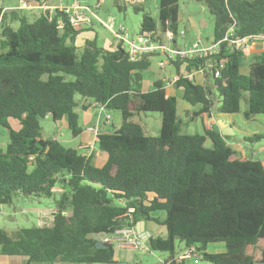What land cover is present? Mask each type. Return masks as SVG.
I'll return each instance as SVG.
<instances>
[{"label":"trees","instance_id":"trees-1","mask_svg":"<svg viewBox=\"0 0 264 264\" xmlns=\"http://www.w3.org/2000/svg\"><path fill=\"white\" fill-rule=\"evenodd\" d=\"M194 1L213 18L212 45L232 30L231 41L261 37L262 49L248 65L249 49L230 42L204 58L170 59L180 76L174 86L180 99L201 106L195 116L213 114L214 107L220 116L238 113L247 93L245 118L264 115V0ZM178 3L158 0V16L144 14L141 34L156 41L160 32L178 35ZM5 14L0 8V126L9 129L10 140L0 150V206L18 196L58 199L51 226L0 229V254L26 257V264H114L113 245L98 248L96 237H113L140 222L160 224L155 215L163 212L166 238L150 239V248L169 253L171 264L186 262L174 260L177 244L195 247L211 264H264V161L240 156L216 121L203 135L182 133L179 99L165 83L142 91V73L158 52L132 61L122 44L111 50L96 41L80 51L75 39L81 30L65 12L21 17L18 28L5 23ZM192 74L196 83L187 77ZM93 106L122 115L118 128L96 137L106 155L100 167L92 155L44 137L40 125L46 117L65 120L78 137L76 110ZM142 112L161 115L157 136L134 122ZM219 243L224 252L207 253Z\"/></svg>","mask_w":264,"mask_h":264},{"label":"rangeland","instance_id":"rangeland-1","mask_svg":"<svg viewBox=\"0 0 264 264\" xmlns=\"http://www.w3.org/2000/svg\"><path fill=\"white\" fill-rule=\"evenodd\" d=\"M3 1L6 3L4 4ZM15 2L16 0H0V8L6 11L8 9L6 6L14 5L16 4ZM96 2L97 0H93L92 3L96 14L92 18L94 29L99 34V42L104 37L111 39L112 35L105 28L112 27L114 31L118 32L120 27H124L126 33L123 36L126 40L122 41L117 35V39L114 36L112 38H115L117 43L122 44L125 50H128V43L130 41L137 42L138 36L142 35L141 21L144 14H149L154 19L158 16V0H143L140 3L136 0L134 2L133 0H119L118 4L116 0H102L99 8H96ZM18 5H20V0H18ZM138 5L142 6V10H135V7ZM178 5L180 19L178 23L177 44L170 42L166 35L159 31L162 46L165 47L166 51H176L177 49L187 51L195 43L199 42L200 39L203 47H209L214 38V24L213 18L207 8L194 0H179ZM181 32L184 34L180 35ZM260 43L262 45V41ZM251 44L254 47L253 43ZM116 47V44H114L112 49H116ZM252 47L249 48V51L252 50ZM256 52L259 51L256 50L253 54H256ZM254 59L255 57L249 54L244 60L245 65L253 62ZM175 75L176 71L169 63V58L166 54L159 53L152 56L150 59V67L142 73V91L146 92L151 90L153 81L160 80L164 82L165 78H172ZM200 80L201 77L198 74V81ZM180 95L179 91L176 92V97L179 99L178 115L183 122V134L203 135L206 128H209V125L215 124L216 120L214 118L219 117L221 121L228 122L232 126V132L229 131V139H227V144L231 148L236 150L240 156L264 161V138L259 141L253 140L255 135L264 136V115H257L249 120L245 118L244 113L248 108L247 93L243 94L240 111L238 113L220 116H216L217 109L215 107L212 109L213 114L195 116L194 114L200 110L201 106H191L185 103L180 99ZM77 99H81L80 96H77ZM219 105V103L216 104L217 107ZM76 111L80 116L83 115L81 108H78ZM106 113L112 117V121L116 127L121 125L122 115L120 111L114 110L107 111ZM103 117H105V114H103ZM134 122L140 124L148 135L157 136L161 128V115L156 112H142L140 116L134 119ZM9 125L14 130H18L20 127L18 122L12 119ZM40 125L44 137H57L67 148L76 149L78 143L82 140L81 136L74 137L65 120L60 123H55L50 117H46L40 120ZM79 127L84 131L82 117L79 121ZM9 133L8 128L0 126V150H6L10 140ZM205 146L207 148L211 147L210 140H207ZM56 199H58L57 196L42 199L24 196L15 197L12 205H4L0 208V229L11 232L22 228L44 227L41 226V212L51 210L54 212L56 209ZM160 213L164 215L163 212ZM261 244L264 245V241ZM220 246H223L222 243L211 244L207 249L212 253H217ZM176 249L177 251H182L184 250V245L177 244ZM152 254L150 256L141 255L138 264H157V257L170 256L169 253L162 252H153ZM200 256L201 258L198 263H195L194 259H189L186 260L185 264H211L202 259V254Z\"/></svg>","mask_w":264,"mask_h":264},{"label":"crops","instance_id":"crops-1","mask_svg":"<svg viewBox=\"0 0 264 264\" xmlns=\"http://www.w3.org/2000/svg\"><path fill=\"white\" fill-rule=\"evenodd\" d=\"M131 1V0H126ZM136 1H143V0H136ZM102 0H97L96 2V8H99L101 6ZM134 2V0H133ZM131 2V3H133ZM5 4L6 2L3 1ZM16 4L11 6H6L8 8L6 10V19L5 23L8 25H11L12 27L16 28L17 24L19 26L18 19L21 17H26L30 21H33L37 17H39L44 11H48L51 14H54L56 9L59 8H66L69 10L67 13L71 21H77L81 32L78 34V36L75 39V46L81 51L85 47V44L87 41H96L97 45L104 49H111L113 50V45L116 44L118 46L120 43L116 42V35L118 36V32L114 31L112 27L105 28L112 36L111 39H108L107 37H104L99 42V34L95 31L94 25H93V18L92 16H95V12L93 9V0H20V5H18V0L15 2ZM76 4H78L79 7H76ZM14 10L16 12L12 13ZM32 18V19H31ZM18 28V27H17ZM115 37L114 39L112 37ZM199 42L200 39H199ZM261 40L257 39L253 41L254 47H252V50H250V55H258L261 52L262 45ZM173 43L177 44V38L173 41ZM202 45V42L200 43ZM250 47V48H251ZM254 48V49H253ZM256 54H253L254 51ZM198 78V74H197ZM156 81L152 82V86ZM170 95L176 96V92L178 90L173 87L167 88ZM83 115L80 116V119L82 117L83 125H84V131L82 130L81 134L79 136L82 137V140L80 143H78L77 148L75 150H78L83 155H88L89 149L93 148L92 156H93V163L97 166H102L106 161V155L102 153L96 143V136L89 131V128L96 125L97 122L100 123V133H108L112 129H116V125L112 121V117L107 114L105 111L101 112L100 108L92 107L90 110H82ZM103 114H105V117H103ZM110 116V120L106 121V116ZM228 126L231 127L230 123L225 122ZM210 127V125H209ZM57 138V137H55ZM84 147H87L84 149ZM1 208V206H0ZM53 216L54 212L51 211H44L41 212V226H51L53 223ZM160 219V224H156L153 222L145 223L144 225H141L139 227L140 231L145 235L146 242H144L142 239V244L139 247V249H133L129 246H120L119 243H116L115 238H110L107 236L106 238H101L97 236L96 238H99L103 242L111 243L114 248V264H138L140 261V256H150L153 255V251L150 248V239H156L166 238V228L162 224L163 219L165 217V214L158 213L155 215ZM155 226H153V225ZM137 227V226H136ZM13 232V231H11ZM137 232V228H136ZM138 235V233H137ZM223 245V244H222ZM185 249L182 251L184 252ZM225 251V247L220 246L217 253H222ZM181 252V250L177 251L178 253ZM207 253H212L209 250ZM175 256V257H176ZM169 257H157V264H164L166 260H168ZM28 258L22 257V256H4L0 254V264H26ZM142 262V260H141ZM35 264V263H33ZM56 264V263H55Z\"/></svg>","mask_w":264,"mask_h":264},{"label":"built area","instance_id":"built-area-1","mask_svg":"<svg viewBox=\"0 0 264 264\" xmlns=\"http://www.w3.org/2000/svg\"><path fill=\"white\" fill-rule=\"evenodd\" d=\"M76 7H79L78 4H76ZM59 10L60 12H65L66 14L69 12L66 8H59L56 9ZM55 10V11H56ZM73 26H79L77 21H71ZM126 33V30L124 27H120L118 31V36L122 39V41L126 40L125 37L123 36ZM184 33L181 32L180 35H183ZM167 39L170 42H173L178 35H175L174 33L168 31L166 34ZM179 35V36H180ZM233 36V31L231 30L228 35L221 40L217 44H211L209 47H203L200 42H197L194 44V46L190 47L187 51L177 49L176 51H166L165 47L162 46L161 41H156L153 39V37L150 34H144L141 36H138L137 42L136 41H130L128 51L131 57L132 61H139L144 55L147 54H152V53H164L167 55V57L170 59H193V58H204L209 55L215 54L219 50L220 44L224 42H230V44L236 45L238 48H244V49H249L250 45L253 41L257 39H262L261 37H247L243 39H234ZM262 41V40H261ZM195 74V73H194ZM188 75V79L191 80L192 82L196 83L195 81L196 76ZM196 74H201V72H198ZM218 76V74L216 75ZM180 79L179 75H175L172 78H165L164 83L165 87H173L175 86V83ZM100 108L101 112L105 111L107 112L103 107L98 106ZM110 120V116H106V121ZM89 131L93 133L96 137L98 134H100V123L97 122L96 125L92 126L89 128ZM87 147H84V149ZM89 149V154L88 156L92 155L93 148H88ZM130 212H133V210H130ZM110 238H115L116 243H119L120 246H129L133 249H139V247L142 244V240L139 238L136 232V227L134 228H125L119 230L115 236L110 237ZM201 253L195 248V247H190L187 248L184 252L180 253L178 256L175 257V261L177 262H182L186 261L189 259H194L195 263H198L200 258H201ZM164 264H171L170 261H166Z\"/></svg>","mask_w":264,"mask_h":264},{"label":"water","instance_id":"water-1","mask_svg":"<svg viewBox=\"0 0 264 264\" xmlns=\"http://www.w3.org/2000/svg\"><path fill=\"white\" fill-rule=\"evenodd\" d=\"M214 119L216 120V122L218 124V127L221 131L222 136L228 137L229 131L232 132V128L230 126H228L225 122L221 121V119L219 117H216ZM144 224H145V222H140L137 224L136 228H137V233H138L139 238L142 239L144 242H146L147 239H146L145 235L139 229V227L141 225H144ZM97 247L98 248H105L106 245H104V242L102 240H99L97 242Z\"/></svg>","mask_w":264,"mask_h":264}]
</instances>
